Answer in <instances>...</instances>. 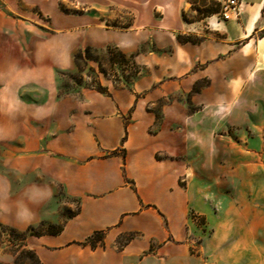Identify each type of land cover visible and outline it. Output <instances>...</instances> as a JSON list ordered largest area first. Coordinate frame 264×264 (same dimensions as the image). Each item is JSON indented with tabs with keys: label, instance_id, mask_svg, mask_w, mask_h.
<instances>
[{
	"label": "rangeland",
	"instance_id": "1",
	"mask_svg": "<svg viewBox=\"0 0 264 264\" xmlns=\"http://www.w3.org/2000/svg\"><path fill=\"white\" fill-rule=\"evenodd\" d=\"M224 1L0 0V175L14 179V160L23 157L22 150L16 148L22 143L10 139L7 110L22 108L33 95H39V101L45 98V92L32 83L38 78L33 74L37 65L47 68L57 81L59 98L78 99L83 91H96L98 82L110 95L137 86L138 98L151 93L158 96L145 106L155 115L150 133L160 129L163 109L185 113L188 125L176 121L169 127L177 144L174 153L158 158L184 165L177 188L186 192L187 198L181 239L169 235L172 246L167 252L159 250L161 244L152 243L133 264H264V60L257 59L252 47L244 50L242 69L236 71V62L219 66L223 82L219 86L203 76V66L198 63L181 76L168 64L177 34L197 42L221 39L215 29L238 19L222 20ZM93 28L112 35L129 33L131 38L104 36L90 31ZM107 39L125 41V47L118 49L127 58L134 57L139 65L136 77L125 80L134 69L121 61L114 43L92 45V41ZM107 46L112 49L114 63L108 61ZM87 47L92 60L80 63L78 71L75 56ZM259 47L264 48V40ZM241 48L238 45L234 50ZM56 55L61 64L57 68L51 61ZM147 55L154 57L149 65ZM193 74L200 79L194 82ZM8 84L19 88L13 93ZM63 107L65 112L67 104ZM184 143L190 144L189 153L179 149ZM115 154L123 155V150ZM19 184L13 182V192ZM150 193L151 198L171 208L168 218L172 229L178 231L183 221L181 194L165 198ZM61 200L71 208L59 211L57 226L78 206L76 200L65 196ZM141 222L161 234L157 219L146 215ZM0 226L7 228L0 230V264H41L25 254L29 250L27 230ZM131 236L139 235L125 238Z\"/></svg>",
	"mask_w": 264,
	"mask_h": 264
},
{
	"label": "crops",
	"instance_id": "2",
	"mask_svg": "<svg viewBox=\"0 0 264 264\" xmlns=\"http://www.w3.org/2000/svg\"><path fill=\"white\" fill-rule=\"evenodd\" d=\"M240 2L238 19L215 29L221 35L220 40L180 43L179 34L175 36L168 64L178 72L177 76L186 74L187 68L198 63L203 66V76L219 86L223 83L219 66L236 62V71L242 69L244 50L252 47L257 59L264 60V48L259 47L264 40V0ZM93 30L125 41L131 38L129 33L112 35L97 28L90 31ZM108 41L117 46L115 49L125 47V41L110 39L92 41V45L100 47ZM238 45L242 48L235 51ZM145 59L149 65L154 57L147 55ZM51 61L53 67H61L57 55ZM46 69L37 65L33 74L38 78L32 82L45 92L44 100L39 101V95H33L24 101L22 108L7 110L10 139L22 143V147L16 148L22 150L23 157L14 160L17 171L14 179L0 175V225L17 230L35 225L59 227L56 225L61 219L59 211L66 206L71 208L61 200L65 196L76 200L78 206L75 212H66L61 232L29 236L26 241L41 264H121L125 259L133 264L151 249L152 243L161 244L159 250L167 252L172 246L168 236L177 240L183 234L187 193L177 188V179L185 167L170 158L158 157L174 153L177 144L169 127L176 121L188 125L184 111L163 109L160 129L150 133L155 115L145 106L158 98L155 93L138 98L135 86L133 91L120 89L113 95L106 89L104 94L86 90L78 99L59 98L57 81ZM234 76L233 81H238V72ZM198 79L196 76L193 80ZM8 85L13 93L19 88ZM64 104H67L65 112ZM179 149L186 154L191 147L184 143ZM119 150H123V155L115 154ZM13 182L21 183L15 192ZM151 191L165 198L181 194L183 221L178 231L172 229L168 218L171 208L151 198ZM146 215L159 221L161 234L141 222ZM96 232L103 233L102 246L85 245ZM133 234L139 236L125 238Z\"/></svg>",
	"mask_w": 264,
	"mask_h": 264
},
{
	"label": "trees",
	"instance_id": "3",
	"mask_svg": "<svg viewBox=\"0 0 264 264\" xmlns=\"http://www.w3.org/2000/svg\"><path fill=\"white\" fill-rule=\"evenodd\" d=\"M218 7H219V4H218ZM177 40L180 42V43H187V42H190V43H197V41H192L188 38H183L182 36L178 35L177 36ZM89 52H90V49L89 48H86L83 52H80L77 54V56H75V66L77 68V70L79 71L80 70V63H84L85 61H90L92 59H90L89 57ZM107 54H108V61L110 63H114V55L112 54V49L110 47L107 48ZM118 56L120 57L121 61L124 62V63H129L131 67H133L134 71L133 72H130L125 80H129L131 78H134L137 76V74L139 73V69L138 67L136 66V64L134 63L133 61V58L132 56H129L128 58L122 54L121 52L118 51ZM128 59V60H127ZM99 69H100V64L98 65ZM101 73L105 74L104 71H100ZM97 87H95L96 91L101 93V94H104L106 91L103 87L100 86L99 82L96 83ZM3 229H7V228H3L2 226H0V230H3ZM61 227H54V226H47L46 228L43 227V225H40L38 226V229L37 231H34V229L32 227H29L27 229V234L28 236H42V235H56L58 233L61 232ZM8 231L10 232H13L12 229H8ZM102 239H103V233L102 232H96L94 233L90 238H88L85 242V245H89L91 248H96V243H99L100 246H102ZM121 246V245H119ZM25 254H27L28 256H30L32 259H36V261L39 263V260L37 258V256L35 255L34 252H32L31 250H27L25 252Z\"/></svg>",
	"mask_w": 264,
	"mask_h": 264
},
{
	"label": "built area",
	"instance_id": "4",
	"mask_svg": "<svg viewBox=\"0 0 264 264\" xmlns=\"http://www.w3.org/2000/svg\"><path fill=\"white\" fill-rule=\"evenodd\" d=\"M240 10V0H225L221 5L220 15L223 21H227L232 17L238 18Z\"/></svg>",
	"mask_w": 264,
	"mask_h": 264
}]
</instances>
